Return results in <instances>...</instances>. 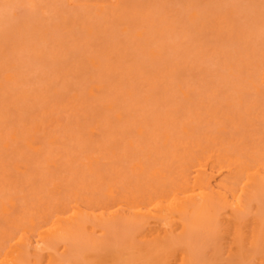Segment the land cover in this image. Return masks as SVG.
Masks as SVG:
<instances>
[{
  "label": "rangeland",
  "instance_id": "obj_1",
  "mask_svg": "<svg viewBox=\"0 0 264 264\" xmlns=\"http://www.w3.org/2000/svg\"><path fill=\"white\" fill-rule=\"evenodd\" d=\"M140 1L143 0H122L119 3L110 0L109 2L106 0H36L40 7L30 9L26 0H0V228H3L5 220V215H1L3 206L13 203L14 210L19 213L36 204V208L40 211L45 207L43 202L46 206L53 203L49 201L54 198L50 192L55 185H60L62 191L68 190L67 188H70V192L78 189L77 192L80 190L84 197L85 190H90L86 192L89 197L95 194L97 199L101 195L106 198L107 194L104 195L103 190L107 192L109 186L117 185V183L118 185L115 187L120 192L125 191L124 187H128L131 191L132 189L135 190L137 187L132 189L129 187L131 184L133 186L138 185V179L134 181L137 175L133 177L136 173L132 172L135 170L134 166H129L131 161L152 154L155 148H163L161 138L159 136L158 140L155 138L154 129H166L173 134L175 139L182 141L185 136H181V124L194 118L192 116L197 112L195 102L191 103L185 99L182 91H194L197 99L204 105L210 101L222 102L223 105L224 100L234 98V91L243 86L239 82L240 80L235 78L237 75L235 77L231 75L236 70L230 66L232 65L234 69H237L235 68L237 66L236 60L232 59L231 55L235 51L243 49L240 42L245 37L248 38L247 35L251 30L259 33V35H255L252 31L254 33V36L251 34V38L254 39L253 45L259 44L261 47L264 45V37H262L264 35V7L255 6L254 8L244 4L238 6L239 3L236 5L237 7H232L227 3L228 0H193L194 3L192 4L186 3L188 0H168L169 4L165 7H161L164 4L160 0L153 3L152 0L150 2L148 0L149 4L147 0H145L146 4L145 1ZM189 1L192 2V0ZM159 2L160 5H158ZM154 3L157 4L152 5ZM98 7H103L104 12L98 13ZM113 8L123 11L124 17L119 18L118 12L110 16ZM230 11L233 14L231 22L234 26H232V30L235 28L238 34L234 30L233 32L236 34V38L240 37L238 39L230 38V33L225 31L226 29L221 31L214 29L217 28L214 27V18L226 16ZM256 13H260L259 18L256 16L260 21L254 16ZM193 15L196 17L195 21L192 20ZM87 28L92 29V35H88ZM47 30H54L57 38L45 37L43 34ZM53 35L54 32L51 36ZM113 44L118 45L119 51L111 49ZM220 47H223V50L227 51L228 54L218 52L217 48ZM154 50L159 52L163 65L170 67L173 73L161 78L157 77L158 74L150 55V51ZM91 56L99 57L102 64L100 66L93 64L89 59ZM133 65L136 69L133 74L129 75ZM239 65L241 66V64ZM246 73L243 74L247 75ZM246 83L245 81V85ZM128 91H131V95ZM251 96L253 97V95ZM221 108L225 109L224 105ZM221 108L220 110H222ZM257 109L258 114L261 115V108L260 111L259 107ZM170 110L175 111L174 115H168L167 112ZM201 110L206 112L204 108ZM236 110L239 111L238 108ZM242 111L240 114L236 111L238 117L243 115L241 114ZM251 111L244 109L249 117L254 116L255 120H258V114L257 117ZM254 111L257 113V110ZM210 113L212 112H209V116ZM205 114L203 116L206 117ZM118 115L120 118L117 117ZM199 117L197 116V118ZM208 119L206 118V120ZM245 119L247 118L243 119L242 116V120L245 121ZM197 120L196 127L198 125L202 127L205 121ZM247 121L251 123L250 120ZM191 122L195 124V119ZM208 122L205 127H207ZM247 124H240L242 132H244L243 129ZM228 127H226L227 130L225 128L226 132L230 129ZM232 127L229 130L230 133L234 131L235 127ZM139 128L144 130L141 135L137 131ZM92 129H98V137L90 135ZM209 129H206V137H209L208 133L214 132L209 131ZM200 130L195 135H200L198 138L202 139L201 136L205 135L206 130L203 129L205 132L201 130L203 134ZM12 133H15V138L11 137ZM230 133L229 136L226 133V135L223 134L224 136L219 134L222 135V138L227 136L228 139L225 138L224 141L222 138V140L218 139V134L215 135L217 136L215 140L223 141L224 144L233 136ZM242 134L236 135L241 137ZM206 137L204 136L201 141L206 140ZM53 138L58 139L59 143H52ZM186 139L191 140L186 137L184 142H187ZM210 141L209 144L215 148L217 145H212L213 141L211 143ZM220 141L218 145L221 146ZM128 142H132L134 146L128 149L127 157L122 158L123 166H117L111 160V156L115 152L122 155V151ZM204 142L201 143V146L207 145V140ZM206 145L204 147L207 149L206 151H209L210 145L208 147ZM211 146L210 149H213ZM202 149H200L202 152L205 151ZM200 150L197 152L199 153ZM89 157L99 158L101 166H98L99 168L89 166L87 163ZM47 159L56 161L57 166L51 169L47 165ZM113 163L114 165L111 166ZM143 167L146 169L138 177L144 176V178L140 177L141 179L138 181L141 182L142 180L144 184L149 180L147 173H150L151 169L152 171L157 170L159 166ZM174 168L175 166H171V169L168 166L166 170ZM124 184L127 185L123 187ZM99 186L100 190L102 188L101 193L99 192L100 196L96 193ZM81 187L87 189H79ZM91 188L96 189L93 191ZM91 191L94 193L90 194ZM74 192L75 195L81 193ZM119 193H116L117 203L114 198H111L115 203L110 201L111 204L101 205L99 209L97 205L96 207L92 205L94 208L90 206L91 204L86 205L84 200L88 194L84 200L82 198L85 203L82 205L87 206L84 208L93 214L90 215L91 217L96 214L99 215L102 210L105 215L114 209L119 212L118 207L126 204L121 202L120 205L121 200L117 199L120 196ZM95 195L93 197L96 198ZM102 196L100 200H102ZM50 197L52 198L50 199ZM39 200L42 201V204ZM109 200L107 201L109 202ZM45 201L49 203H45ZM38 203L43 206L38 208ZM115 204L118 205L115 207ZM14 210L12 214H14ZM119 216L117 215V219ZM91 217H89L88 223H94L99 218L93 217L91 219ZM100 221L98 219V222L96 221L92 226L90 223L91 230L87 224L89 227L83 228L84 233L82 235L78 233L82 239L80 240L82 245L77 252L71 253L72 248L76 247L71 242L68 241L71 247L68 243L64 246L63 242L62 245L59 244L53 246L51 250L49 249L50 253L49 250H46L47 252L44 250L46 255L43 252L41 254L45 256L38 251L42 258L38 259L39 256H37L38 260L32 261L30 264H50L52 261H50V257L52 256L53 259L54 254L57 257L52 261L53 264H129L128 261L130 260V264H134V262L135 264H158V262H160L159 264H181L180 262L185 259L187 264L189 262L191 264L194 262L197 264H239L244 258L246 261L243 260L241 264H264V232L260 233L264 230L263 224L261 228V226L258 227L259 224H257L258 226L254 223L251 225L250 221L247 223L251 226H246L247 223L244 225L243 223L241 225L231 223L227 225L228 223L223 222L224 225L219 226V228L215 226L219 231L216 229L214 231V228L213 231L206 229L207 231H199L200 235L183 237V235H177L180 233L178 230L180 227L177 226L180 224L179 222H174L175 224L171 222V224L167 221L150 218L149 223L146 222L147 225L144 223V226H137L136 224L133 226L134 223H129L131 226H122L121 224L116 226L115 224L113 227V225L104 222L97 225ZM163 224L166 226H164L165 232L163 231ZM46 225L50 227V225L45 224L42 229L46 228ZM94 225L97 229L93 227ZM110 227L112 228L110 229ZM257 227L258 231L262 229L259 231V237H261L260 241L258 240L259 245L258 243L256 245L257 240H253V237L250 238L252 234H255ZM99 228L104 230V234L106 232L107 235H102L103 232ZM237 230L240 233H237ZM234 231H236L235 234ZM157 234L159 239L153 241V238L158 236ZM20 235L18 234L17 237ZM41 235L37 231V234L31 235V240L28 239L30 242H24L31 243V246L35 248L36 245L42 243ZM174 235L175 237H173ZM255 235H253L254 238H258V233ZM144 238L150 240L149 243H151L145 242ZM16 239L18 238L10 240V247L9 243H5L11 249L9 250L7 247L6 250L11 253L8 254L9 252L4 250L5 253L3 252V254L9 255V259L7 258L6 261L5 257L7 256L4 257L1 253L2 256L0 254V257L5 258V260L1 258L0 263L10 264L13 262L14 254L17 255L18 251L16 252V250L20 246L17 247V243L15 245ZM166 239L168 243H166ZM247 241L252 244L255 242L254 246L250 245L251 247H258L249 250L250 246ZM55 243L58 244V242ZM176 243L177 247H174ZM13 244L14 247H12ZM152 244H155L157 249ZM179 245L181 248H178ZM65 247L67 251L64 254L63 248ZM67 247L70 248L67 249ZM170 247L174 248L170 249ZM182 247L186 248L183 249ZM175 248L179 250L174 251ZM150 249L156 251L152 252ZM146 250H150V253L149 251L147 253ZM62 252L63 256L57 255L62 254ZM120 252L123 259L119 257ZM238 252H241L243 257ZM190 254L193 255L192 260ZM114 255L117 257L114 258ZM182 256L184 258L180 259ZM115 259L116 261L113 262L112 260Z\"/></svg>",
  "mask_w": 264,
  "mask_h": 264
},
{
  "label": "bare ground",
  "instance_id": "obj_2",
  "mask_svg": "<svg viewBox=\"0 0 264 264\" xmlns=\"http://www.w3.org/2000/svg\"><path fill=\"white\" fill-rule=\"evenodd\" d=\"M106 1L109 2V0H106ZM110 1L111 2L114 1V2L119 3L122 0H110ZM143 1H145V0H143ZM143 1H140V2H143ZM156 1L158 2V0H154V1L152 0V3L156 2ZM26 2H27L26 4L30 7V9H36V8L40 7V5L36 2V0H26ZM147 2H148V0H147ZM149 2H150V0H149ZM149 2H148V4H149ZM160 2L162 4H164L161 7H165L167 4H169L168 0H164V1L160 0ZM160 2L158 3V5H160ZM144 3L146 4V1ZM186 3L192 4L194 2H193V0H192V2H190L188 0V2H186ZM227 3L230 4V6L232 5V7L233 6L237 7L236 5L238 3H239L238 6H240L241 4H244L246 6L251 5L254 8H255V6L260 7V8L264 7V0H228ZM156 4L157 3H154L152 5H156ZM97 12L103 13L104 8L98 7ZM116 12H118L119 18L124 17L123 11H120L117 8H113L111 10L110 16H113ZM256 14H254V16L255 17L258 16V18H259L260 13L259 14L256 13ZM232 15L233 14L231 11L226 16H219L218 17V16L214 15V16H216L214 18V21H215L214 27H217L214 29H218L219 31H221L222 29H226L225 31H227V32L229 31L228 33H230L229 34L230 38L234 37L235 39H238L240 37L236 38L235 35L238 33L236 32L235 28L233 30H234V32H236V34L232 30V26H234L231 22L233 20ZM258 18H257V20H258ZM262 18H263V16H262ZM216 19H218V20L216 21ZM192 20L193 21L196 20V17L194 15L192 16ZM258 21H260V20H258ZM260 23H262V22H260ZM217 24H219L218 25L219 28H218ZM201 29H202V27H201ZM201 29L199 30L200 32H201ZM202 31H203V29H202ZM252 31L253 30L249 31V33L247 35L248 38L245 37V39H243L242 42H240L241 43L240 45L242 46V48L244 50L242 49L241 51H237V52L235 51L231 55V58L236 60L235 64L237 65V66H235V68H237V69H234V66H232V65L230 66L233 70H236V72L231 74V75H232V77L233 76L235 77L237 75L235 78H237L238 81L240 80L239 82H241L244 87L242 86L240 88H237L234 91V95H233L234 98H232L231 100L230 99L224 100L226 103L224 102L223 105H224L225 109L227 108V110L221 108L223 106L222 102L217 103L216 101H210L208 104L204 105L203 102H201L197 99V96H196L194 91H192V90L182 91V94L185 97V99H187L191 103L195 102L194 104L197 105V109H196L197 112L195 115L192 116L194 118L188 119L189 123H191V124L188 123V120H186L185 122H183L181 124V128H180L181 129V136H185L184 139L182 141H180L178 139H175V137L173 136V134L170 131H168L166 129L156 128V129H154V133L156 135L155 138H157V140H158V136L161 138V141L163 143V148H155L153 150L152 154L144 155L142 157H138V158L131 161L129 166H134V169L136 170V171L134 170L132 172L133 173L134 172L139 173V174L135 173L133 175V177H135L137 175V177L134 179V181H136L137 179L138 180L141 179L140 177L144 178V176L138 177V175H140V174L142 175L143 172L145 171L144 169H146L143 166H159L157 168V170L155 169L153 171L150 168L152 173L151 172L147 173V174H149V177H148L149 180H148V182L147 181L144 182V184L146 183L145 186H143L144 184L142 183L143 182L142 180H141V182H139L140 180L139 181L137 180L138 185H136V186H133V184L129 185L130 189L137 187L135 190H133V189H132V191L129 190L128 187L127 188L124 187L127 184H124L123 187L125 188L124 189L125 191L120 192V190H117L116 189L117 187H115L118 185V183H117V185L113 184V185L109 186L110 188L108 187L109 189L107 190V192L105 190H103V192H102V193H104V195L107 194L106 195V198H108L107 200L110 199L108 202L104 196L99 194V192L101 193V191H102V188L100 190V186L98 188V192H97L96 188H93V189L91 188V190L94 191L96 189V193L99 194V195L98 194L97 195L98 196L101 195L103 198H105V199L101 198L102 200H100L101 196L99 197V199H97V196L95 194H93L94 193L93 191H91L92 193H90V194H93V196L95 195L96 198L93 197L92 195H91V197H89V194L86 193L88 190H85V189H87L86 187L79 188V189L85 188V189H82V190H85V193L83 192L85 194V197L88 194V196L85 198L80 190L77 192L78 189L75 190L73 188L74 190H71V192H72L71 193L69 191L70 188H67L68 190H66V191L69 193L66 195L67 192L64 190H63L64 191L63 192L62 188H60V185H55L51 189V192H50L51 196H54V198L52 199V201L48 200L49 202H53V203L47 204V206H46V204H44V202H43V205H45V207L43 209H41L40 211L36 208L37 207V206H35L36 204L35 205L32 204L34 207L32 206L31 208L24 209V210L20 211L19 213L14 210L13 203H10L6 206H3V208H2L3 211L1 212V215L2 216L5 215V217H4L5 220H4L3 228H0V231H1L0 232V235H1L0 236V254L1 253L3 254V252L5 253L4 250L7 249V247H8L7 244L10 242V240H14L15 238H18V239H16L15 245L17 243V247L19 245L20 246L18 247V250H16V252L18 251L17 255L14 254L15 258H14L13 262H10V264H28V263L30 264L32 261L36 262L41 257V255L45 254V252H43L44 250L45 251L49 250V249L51 250L53 246H57L59 244L62 245L63 242L65 244L64 246H66L68 241L71 242L73 246L77 247V249H76V247L72 248L73 250L71 253H75L78 251L79 247L82 245V244H80V240H82V239L79 236V234L82 235V233H84L83 228L86 229L90 225L92 226L94 223H96V221L98 222V219H99V221L101 219V221L97 225H100V223L103 224V222H104L106 224L113 225V227L115 224H116V226H119L120 224L122 226H124V225L131 226V224H129V223H132V224L134 223L133 226L135 224L137 226H139V225L144 226L143 225L144 223L145 224H146V222L149 223L148 220L150 218H155V220L167 221L170 223L171 222L172 223H174V222L178 223L179 222L180 226L179 225H177V226H178V228L180 227L178 229V230H180V233L177 235H181V236L183 235V237L184 236L194 237V235H196V234L200 235L201 233L199 231H202V230L203 231L204 230L205 231H207V230L213 231L212 229L214 228V231H216V230H218L219 226L224 225L223 222L228 223L227 225H229L230 223L231 224H237V225H239V224L241 225L243 223V225H244V223L246 224L247 222L250 221L252 223V224L250 223L251 225H253V223H254V225L259 224V226L258 225L257 226L258 227L261 226V228H262V224L264 225V112H263L264 108H262V107H264V47H263L264 45H262V47L259 46V44L253 45L254 39L251 38V34H253V36H254L255 31H253L254 33ZM53 32H54V35L51 36L53 34ZM87 32H88L89 36L92 35V33H93L91 28H87ZM261 34H260V36L263 35V34L262 35ZM43 35L45 37L51 38V39L57 38V34L54 30L53 31L47 30L44 32ZM255 35H259V33L257 32V33H255ZM54 36H56V37H54ZM262 37H264V35ZM111 49L113 51H119L117 44H113ZM217 51L218 52L221 51L222 53H224L226 55L228 54L227 51L223 50V47L217 48ZM150 55L152 57L153 66H155L154 67L155 71L158 74L157 77L161 78L164 75H168V74L173 73V71L170 69V67H166L165 65H163V63L160 60V54L158 51H155V50L150 51ZM236 55H237V57L235 58ZM89 59L93 64H97L99 66L102 64V60L99 57L91 56ZM239 64H241V66ZM238 65H239V69H238ZM135 69L136 68L133 65L130 69L129 75L133 74ZM241 71H242V73H241ZM246 71H247V73H246ZM243 73L244 74L246 73L247 75H244ZM8 79H11V77H8ZM242 81H244V82H242ZM245 81L247 82L246 85H245ZM128 93H129V95H131V91H128ZM251 95H253V97ZM257 107H259V111L261 108V112H260L261 115L258 114L259 112H258ZM198 108H199L200 112H198L199 111ZM203 108L205 109L204 111H206V112H203L201 110ZM220 108L222 110H220ZM237 108L239 109V111L236 110ZM241 108H243V109H241ZM244 109L245 110L247 109L248 111L252 110L251 112L254 113L255 116H257V114H258V116H259V117L257 116L258 120H255L256 118H254V116L249 117L248 114H246V112H244ZM254 110H257V113ZM236 111L238 114H240V111H242L241 114H243V115L238 117L236 114ZM209 112H212V113H210V116H209ZM167 113L169 116L170 115L172 116V115H174L175 111L170 110ZM203 113L204 114L206 113L205 115H207V116L206 117L203 116L204 115ZM249 115H252V114H249ZM197 116L198 117L200 116L201 118L200 117L197 118ZM242 116H243V119L247 118V119H245L246 122L244 120H242ZM117 117L120 118L119 115ZM208 117H209V119H208ZM210 117H211V120H210ZM248 117H249V119H248ZM206 118L208 120H206ZM194 119H195V122H194L195 124L192 123L193 121L191 122V120H194ZM196 119H198V120L200 119V121H202V120L205 121L204 125L202 126L204 130H206V129L208 130L209 128L213 127L212 129H209V131L217 132L215 134H214V132H212L214 137H212L213 135L210 134L211 132L208 133L209 137H206L207 130L205 132L202 129L201 125H198L199 128L196 127V123H197ZM240 119L244 122V124ZM247 120H250L251 123H249V121H247ZM226 121H228L226 124L227 126L225 125ZM207 122H208L207 127H205ZM247 123H249V124H247ZM240 124H242V125L247 124L248 127L246 126L245 128H247L248 130H246L245 128L243 129V131L245 133L241 131L242 128H241ZM218 126H219V128H218ZM228 126L230 127V129H228V131L226 132L225 128ZM232 126H234L236 128V129L234 128V131L231 132L234 136V137L231 136V139L232 138H234V139L233 140L229 139L230 142L228 140V142H226V143L224 142V144H223L222 142L224 141V139L227 136L222 138V135L223 134L228 135L230 133L229 130H231ZM197 128H198V130H197ZM200 129L203 132H205L204 133L205 135L201 136L202 139H204L203 137L205 136L206 137L205 139L208 142L207 145L203 144L204 146L206 145L208 147L210 145L209 144V141H210L209 138H210V135H212L210 138L211 141H213L212 145L213 144H215L214 146L217 145L215 148L210 145L211 148H213L214 150L210 149V146H209V148H208L209 151H206L207 149L204 146H201L202 145L201 143L206 141V140L201 141L202 139H200V137L198 138V136H200V135L196 136L198 134L197 132ZM196 130H197V132H196ZM201 130H200V132H201ZM226 130H227V128H226ZM137 131L140 135L144 133L143 128H139ZM240 131H241V133H243L245 135L242 134L241 137H239L240 136L239 134H241ZM234 133H235V135L236 134L239 135V136L236 135L238 138L237 137L235 138ZM201 134H203V133L201 132ZM217 134L218 135L222 134V135L218 136V139L219 138L223 139L222 142L219 140L222 143L221 146H220V144L218 145L219 141L217 139H216L217 141L215 140V137L217 138V136H215V135H217ZM90 135L92 137H98V135H99L98 129H92L90 132ZM15 136H16L15 133L11 134L12 138H15ZM193 136H194V138H193ZM186 137L187 138L189 137L191 140L186 139L187 142H184ZM195 138H196V140H195ZM199 139L201 142L197 141ZM226 139H228V138H226ZM211 141H210V143H211ZM51 142L56 143V144L59 143L58 139H56V138H53L51 140ZM36 143L38 144L39 142H36ZM133 146H134V144L132 142H128L126 144L124 150L122 151V155H119L118 153L115 152L111 156V160L117 166H119V165L123 166L122 158L127 157V153H128L127 151H129L128 149L132 148ZM218 146H220V147H218ZM201 148H203L205 151L202 152L200 150ZM197 150H200L199 153L197 152ZM87 163L89 164V166H94V168L95 167L99 168L98 166H101L100 159L96 158V157L95 158L89 157ZM114 163L111 164V166L114 165ZM47 165L50 166V168L52 169V168H55V166H57V163H56V161H53V160L50 161L47 159ZM168 166H170V169H171V166H175V168L172 169L173 171L170 169H168L169 170L168 171V170H166V168ZM145 179H146V177H145ZM134 181H132V182H134ZM150 181H151V183H150ZM93 186H94V184H93ZM96 186L98 187V184H96ZM59 189H60V192H58ZM73 191H76L77 193H80V192L81 193L75 195V192L73 193ZM117 191H119L120 193ZM126 191H128V192H126ZM122 192L124 193L123 195L121 194ZM125 192H126V194H125ZM116 193L120 194V196L117 197L118 200H121L120 205L122 204L121 202L126 203V204H122L123 205L122 207L119 206L120 209L118 207V210H120L121 212L115 211V209H114V211L112 210V212L110 211L107 215H105L104 211L102 210V212L99 215L96 214L97 216L94 215L91 217L90 215L92 213H90V211L89 212L86 211V209L84 208V206H86V205L88 206L91 204L90 206L92 208H94L92 205H95V207L97 205L98 206L97 208L99 209V206L101 208V205L104 206V204H109L110 201L112 203L113 202L115 203V201H116V203H117L118 201L116 200ZM72 194H74L75 197H73L74 195L72 196ZM55 195H57V196H55ZM78 196H79V198H77ZM51 198L52 197H50V199ZM82 198H83V200L85 198L84 201H85L86 205H84V206L82 205V203H84V201H82ZM111 198H114L115 201H112ZM103 200H104V202H103ZM40 201L41 200H39V202ZM48 201H45V203ZM79 203H81L80 206H78ZM41 204H42V201H41ZM41 204L40 203L37 204L38 208H40ZM117 205L115 204V207ZM87 206H86V208H87ZM13 210H14V214H12ZM116 210H117V208H116ZM120 213H122V214H120ZM117 215H120L118 217V219H117ZM222 215H223V217H222ZM2 216H1V218H2ZM89 217H91V219L93 217H99V218H97V220L94 223H92V222L88 223V220L90 221ZM50 221H52V222H50ZM91 221H93V220H91ZM221 222H222V224L220 225ZM90 223H92V224H90ZM45 224L50 225V227H48L46 225L45 227L46 228L48 227V228L47 229L44 228V229H46L44 231V229H42V228L44 227ZM87 224L88 225L90 224V225L87 227ZM164 224H163V227L165 226ZM248 224L249 223H247L246 226ZM251 225H248V226H251ZM91 226L89 227L90 230H91ZM116 226H115V228H117ZM169 226H171V225H169ZM215 226L218 228H215ZM93 227L95 228V225ZM165 227L163 228V231H164ZM258 227H257L256 232L253 231L255 234L258 233V238H254L253 235H255V234H252L250 237V238L253 237V240L254 239L257 240L256 245H257V243L259 245L258 240L260 241V238H261V237H259V231L262 230L261 228H259L261 230L258 231ZM104 228H105V226H104ZM107 228H109V227H107ZM111 228L112 227H110V229ZM115 228H113V229H115ZM122 228H124V227H122ZM254 228L256 229V227H254ZM254 228H253V230H255ZM40 229H42L43 231L42 230L39 231ZM95 229H97V228H95ZM239 230H240V228H239ZM37 231H38L39 235H41V234L43 235V236L41 235V237H40L41 238L40 240L42 241V243H41V245L38 243L39 245H36L37 247L35 246V248H34L31 246L32 245L31 243L28 244L27 242H24V241L30 242L28 239H30L32 234H34V233L37 234ZM93 231H96V230H93ZM100 231L103 232L102 235H107L106 232L104 234V230L100 229ZM148 231H149V229H148ZM240 231H242V230H240ZM235 232L236 231H234V234H235ZM263 232H264V230L261 231L260 233L262 234ZM212 233H214V232H212ZM230 233H233V232H230ZM237 233H240V232H238V230H237ZM18 234H21V235L17 237ZM165 235L167 236V233ZM215 236H216V233H215ZM23 237H25V238L27 237L26 238L27 240L25 238L23 239ZM149 237H150V235H149ZM173 237H175V235ZM235 237H237V236L235 235ZM157 238L159 239V235L154 237L153 241H155V239H157ZM22 239H23V241H22ZM176 239H179V238H176ZM189 240H191V239H189ZM192 240H194V239H192ZM248 240H251V239H248ZM34 241H36V240H34ZM144 241L145 242L147 241V243H149L150 240L148 241L145 239ZM166 241H167L166 243H168L167 239H166ZM176 241H178V240H176ZM6 242H7V244L5 245ZM12 242H14V241H12ZM55 242H58V244H56ZM247 242H249V246L250 245L254 246V244H255L254 241H252V242H254V244L250 243V241H247ZM54 243H55V245H54ZM155 243L157 244V242H155ZM15 245L13 244L12 247H14ZM68 245H70V244L68 243ZM77 245H79V246H77ZM152 245L155 246V244H152ZM173 245H175L174 242H173ZM173 245H171V246H173ZM183 245H184V243H183ZM241 245H243V244H241ZM191 246H193V245H191ZM251 246L248 248L249 250H253V249H256L258 247V246L257 247H251ZM9 247H10V243H9ZM9 247H8V249L11 250ZM30 247H31V249H30ZM70 247H71V245H70ZM70 247H67V249ZM174 247H177V243H176V246H174ZM174 247H170V249H172ZM179 247H180V245L178 246V248ZM178 248L177 249L175 248L176 250H174V251H178L179 250ZM184 248H186V247H184ZM250 248H252V249H250ZM63 249L62 250L65 254L67 251L66 247ZM156 249H157V247H156ZM243 249H242V251H243ZM9 250L8 251L6 250V251L9 252ZM50 250H49V253H50ZM150 250L152 252L156 251V250L153 251L154 249L153 250L150 249ZM150 250H148L149 253H150ZM165 250H167V249L165 248ZM38 251L40 254L43 252V254L40 255L38 253ZM148 251L146 250L147 253H148ZM238 251H241V250H238ZM246 251L249 252L248 250H246ZM63 252H62V254L60 253L61 255L60 254H57V255L63 256L64 255ZM10 253L11 252H9L8 254H10ZM156 253H158V252H156ZM169 253H171V252H169ZM238 253L241 254V252H238ZM243 253H244V251H243ZM2 254H1V256H2ZM121 254L122 253L120 252L119 253L120 258L123 257ZM142 254H140V255H142ZM5 255L7 256V254H5ZM5 255H4V257H5ZM45 255H43V256H45ZM52 255H53V253H52ZM140 255H138V256L141 257ZM190 255H191V260H192L193 255L192 254H190ZM244 255H246V254H244ZM8 256L5 257L6 261H7ZM32 256H33L34 260L32 259ZM37 256H39L38 259H37ZM50 256H51V254H50ZM154 256H155V254H154ZM56 257L54 254L53 259H52V256L50 257L51 258L50 261L51 260L53 261ZM116 257L117 256L114 255V258H116ZM242 257H243V255H242ZM1 258L2 257H0V259ZM5 258H2V259L5 260ZM134 258H133V260H135ZM182 258H184V256H182L180 259H182ZM238 258H240V257H238ZM243 260L246 261L245 258ZM247 260L249 261V259H247ZM52 261H51V263L53 264L54 262H52ZM112 261L114 262V261H116V259L112 260ZM123 261H125V260H123ZM130 261H128L129 264H130ZM137 261H139V260H137ZM182 261L183 262H180L181 264H183V263L187 264L186 259L182 260ZM242 261L239 264H241ZM188 262H189V260H188ZM159 263L160 262H158V264ZM134 264H135V262H134ZM140 264H143V263H140ZM189 264H191V262H189ZM194 264H197V263L194 262Z\"/></svg>",
  "mask_w": 264,
  "mask_h": 264
}]
</instances>
